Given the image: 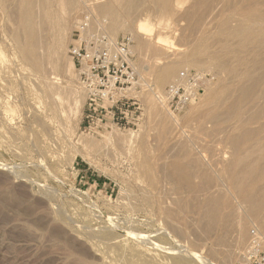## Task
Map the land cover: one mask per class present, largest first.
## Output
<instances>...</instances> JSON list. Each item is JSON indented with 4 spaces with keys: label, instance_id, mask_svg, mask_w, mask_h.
I'll use <instances>...</instances> for the list:
<instances>
[{
    "label": "rangeland",
    "instance_id": "obj_1",
    "mask_svg": "<svg viewBox=\"0 0 264 264\" xmlns=\"http://www.w3.org/2000/svg\"><path fill=\"white\" fill-rule=\"evenodd\" d=\"M108 1L32 0L44 63L36 70L17 39L28 2L0 0V264H173L191 252L209 264H244L251 230L264 237V53L219 86L218 69L240 55L236 43L218 53L212 43L210 68L189 62L194 51L206 58L202 31L214 28L218 1L145 0L137 21L112 36L134 40L137 82L128 96L140 110L123 119L109 102L92 113L69 50L84 22L87 33L106 32L91 11ZM136 23L150 49L134 34ZM171 60L177 70L161 86L159 70ZM186 69L208 79L174 112L162 95ZM174 161L189 166L187 180L170 176ZM210 197L236 208L223 220L204 217L200 206Z\"/></svg>",
    "mask_w": 264,
    "mask_h": 264
},
{
    "label": "bare ground",
    "instance_id": "obj_2",
    "mask_svg": "<svg viewBox=\"0 0 264 264\" xmlns=\"http://www.w3.org/2000/svg\"><path fill=\"white\" fill-rule=\"evenodd\" d=\"M69 1H72L75 3V0H69ZM157 1L160 4H162L164 7H167V5L171 2V0H157ZM198 1L202 3L203 5L207 6V5H210L211 1L213 0H198ZM217 1L220 5L219 8H221V10H220V15L219 16L217 15L216 17L215 26H213L214 28H212V30L210 27L204 26L203 27L204 30L202 31L203 32L204 55L206 58H204L203 60H200L201 58L196 57L198 53L194 51L192 53L191 58H189L191 59L189 62H190L191 67H199L201 64L202 65L205 64V65H209L208 68H210L211 67L210 64L214 61V57H212L213 51H211L213 44L216 46V49H215L216 51L215 50L214 51L218 53L220 47L228 43H236L238 47V52L240 55L234 56L233 64L231 63L230 65H228L227 69H224V70L218 69L220 74H218L219 82L217 85L222 86L225 84L226 79L229 76L235 79V77L239 73L237 72L238 66L246 65V68H247L249 67L251 63L253 62L255 63V61H258L257 57L259 56V54L264 53V0H217ZM25 2H28V4H27V7H25V11L23 14L22 27L20 29V34L18 35V38H17L18 43H19V48L22 53L23 59L26 62H28L36 70H41L44 68V63L37 52L39 48V44H40L39 37L37 38V35H35V29H36L37 23H36V20L33 14L30 13L31 8H29L30 4L32 5V0H25ZM144 2L145 0H109L105 4L99 5L97 8L99 7L100 8L96 10L99 11V13L100 12L106 13L109 17V22H108V19H106L107 16L105 17V19L104 18L100 19L98 18V16L99 15L102 16V14L98 15L96 10H92L91 12L93 13L92 15L95 16V21L97 22V25L99 26L98 28L105 30L106 33L109 35V37L111 39H114L117 33H119L121 30L124 29L125 23H127L128 20L132 22L133 20H135V22L137 21V15H138L137 13H139V11L137 10H138L139 4L141 3V5L142 4L144 5ZM214 5L215 4H213V7ZM216 5L219 6L217 3ZM172 7L175 9V6H173V4H172ZM213 7L211 9H213ZM141 9H144V8L142 7ZM188 15L190 18H193L195 15L194 11L190 10ZM214 16L216 15H213V17ZM210 17L212 18L211 15ZM85 19H89V18H85ZM90 19H93V18H90ZM94 27L95 26L93 27L90 26L91 29L92 28L94 29ZM105 28H108V31ZM135 29L136 30L134 34L137 36L140 42V45L146 50L147 48L150 49L151 47L150 44H148V42L144 40L145 37L143 35L144 34L143 32L145 28L141 24L137 25L136 23ZM60 31L62 32V30ZM60 31L58 34H60ZM113 35L114 37H112ZM58 37L61 38L62 36L58 35ZM62 39L64 38L62 37ZM62 41L64 43L65 39L61 40V42ZM160 41L161 40L159 38V41L158 42L156 41V43H159ZM62 47L64 46L62 45L61 48ZM185 61H182V62H185ZM263 62H264V59H262L258 63L259 68L261 66L260 63H263ZM263 65L264 64H262V66ZM177 67H178V61H175V60H171L168 64H166L165 66H162L161 70H159V74L157 77V83L161 86L164 85L171 78L173 73L177 70ZM259 68H257V72H259ZM247 69L241 73L240 80L245 76ZM261 70L262 68L260 69V72ZM261 74L264 77V67H263ZM234 109H235L236 114L241 115L238 108L234 107ZM247 133L248 132H246L245 134ZM232 143L234 144L235 147L238 148L240 145L239 138L235 136L232 139ZM242 158L243 157L241 155L237 156V159H242ZM232 166L233 165L231 164L229 168L231 169ZM187 168H186L185 163H182L181 161H174L173 163L169 165V170H170L169 174L172 178H175L178 181H179V178L187 180ZM231 178H232L233 187L238 191L239 194H242V193L244 194L245 188L240 183L236 185L237 176L233 174ZM231 202L232 201H226L224 203H220L219 205H217L215 198L210 197L208 200L202 203V205L200 206V211L202 212V216L204 217H210L213 215L214 220H223L224 212L226 210L231 211L233 209L235 210L236 208V207H233L235 206V204ZM249 208H252L251 205H249ZM260 218H263V217L261 216ZM260 221H262V219ZM262 224L264 225V222ZM185 254L180 255V257L175 258L173 264H209L210 263L204 260L197 253L191 252L189 254H186V255Z\"/></svg>",
    "mask_w": 264,
    "mask_h": 264
},
{
    "label": "built area",
    "instance_id": "obj_3",
    "mask_svg": "<svg viewBox=\"0 0 264 264\" xmlns=\"http://www.w3.org/2000/svg\"><path fill=\"white\" fill-rule=\"evenodd\" d=\"M87 28L88 23L81 24L69 52L87 92L89 111L95 113L110 102L123 114V119L128 118L140 110L128 96L137 82L134 40L130 35L111 39L103 31L87 33ZM207 79V74L181 70L162 97L172 111L180 112L198 97L201 83ZM251 237L244 264H264V237L256 228L251 230Z\"/></svg>",
    "mask_w": 264,
    "mask_h": 264
}]
</instances>
